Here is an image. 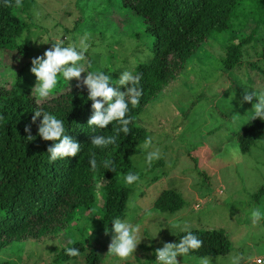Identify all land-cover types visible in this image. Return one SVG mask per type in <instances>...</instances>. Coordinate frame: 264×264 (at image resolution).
Listing matches in <instances>:
<instances>
[{"label":"rangeland","instance_id":"rangeland-1","mask_svg":"<svg viewBox=\"0 0 264 264\" xmlns=\"http://www.w3.org/2000/svg\"><path fill=\"white\" fill-rule=\"evenodd\" d=\"M25 3H29L21 13L25 27L15 41L29 39L34 57L43 55L57 39L68 46L78 44L88 34L89 48L81 62L87 71H103L115 81L123 71L132 72L137 62L149 58L152 38L145 32L141 16L120 0H25ZM252 19L258 26L243 46L242 63L229 70L222 69L219 55L223 44L238 33L236 30L241 35L248 33ZM230 26L235 30L210 34L186 60L177 78L148 101L134 119L136 125L145 129L147 137L153 138V148L149 150L159 148L162 157L148 167L140 147L144 141L130 156L140 180L129 185L133 191L126 199L121 220L139 223L142 236L132 256L121 260L107 254L113 224L105 227L98 218L102 199L97 195L91 214L82 211V216L73 220L58 238L12 242L0 249V263L84 264L85 251L94 248L101 264H142L151 250L172 242L181 232V228L172 227L174 224L187 225L189 229H222L229 240V249L223 254L178 256L180 264H200L205 256L211 259V264H231L235 255L243 257L242 264L264 259V218L256 225L251 220L254 208L264 212V139L259 136L246 152H241L231 137V132L252 114L256 102L254 98L241 103L243 90L251 92L264 87V58H257V52L264 46V0H239L231 14ZM14 54L0 51V85L5 88L13 76L11 70L7 74L3 68L10 65L17 70L24 64V59ZM252 61L256 63L248 64ZM31 66L26 71L29 75ZM86 75L87 72L81 74L82 78ZM63 82L66 81L61 77L58 86H63ZM74 82L78 81L73 78L66 83L69 86ZM164 188L176 191L183 201L173 213L158 211L151 205ZM149 211L151 216L146 215ZM75 225L81 226L79 234L73 230ZM70 237L82 240L85 249L74 258L52 261L53 254L68 244Z\"/></svg>","mask_w":264,"mask_h":264},{"label":"trees","instance_id":"trees-1","mask_svg":"<svg viewBox=\"0 0 264 264\" xmlns=\"http://www.w3.org/2000/svg\"><path fill=\"white\" fill-rule=\"evenodd\" d=\"M24 1L22 8L15 5V0H10L8 5L0 0V51H13L24 59V64L17 70L11 69L10 65L3 68L7 74L11 70L13 77L8 87L0 85V249L12 242L58 238L69 229L73 220L82 216V211L91 214L97 195L102 199L98 218L105 227L111 226L115 218L122 219L126 199L133 191L123 177L129 172L136 173L130 156L148 135L133 121L129 124L130 133L125 135L120 132L114 144L105 147L92 145V135H116L115 129L119 124L113 121L103 129L88 126L92 101L88 99L86 86L76 87L78 82L69 86L63 82L64 85L58 86L47 100L37 104L38 98L31 90V85L37 82L36 77L26 72L34 58L30 53L32 43L27 38L15 41L25 27L21 13L29 3L23 4ZM120 2L141 16L144 30L152 38L148 60L137 62L132 69L133 75L142 74L140 87L143 89L138 106L129 104L128 116L135 118L148 101L177 78L186 60L210 34L235 30L230 26V17L239 0ZM252 22L248 33L241 35L236 30L238 36L229 37L223 44L222 54L219 55L222 69L229 70L242 63L243 46L251 40L258 26L256 21ZM257 58H264V46L257 52ZM255 63L248 62L250 65ZM1 74L4 75L3 71ZM26 81L28 83L24 87ZM120 89L126 90L122 85ZM38 108L64 122L65 134L81 145L76 156L50 162L47 148L54 142L45 141L37 134L42 115L32 122ZM250 117L231 132L241 152H246L259 136L264 139V120H251ZM27 125L31 126L32 140L27 138ZM93 153L97 161L95 170L89 163ZM105 160L112 161L114 171L104 168ZM182 204L180 195L171 188L161 189L151 203L154 209L169 213L180 209ZM80 228L75 225L73 230L79 234ZM189 230L203 241V246L187 255H217L228 251L229 240L222 229ZM184 234L183 231L178 232L172 242L178 243ZM75 241V244L59 247L52 261L74 258L66 254V247H75L79 252L85 249L82 240ZM154 256L155 250H151L142 264H152ZM83 259L84 264H101L94 248L87 249ZM0 264L10 263L2 261Z\"/></svg>","mask_w":264,"mask_h":264},{"label":"clouds","instance_id":"clouds-1","mask_svg":"<svg viewBox=\"0 0 264 264\" xmlns=\"http://www.w3.org/2000/svg\"><path fill=\"white\" fill-rule=\"evenodd\" d=\"M10 0H4L5 5H8ZM17 7H22V0H15ZM88 34L80 38L79 43L69 44L65 46V42L57 39L52 43L51 48L47 49L43 55L34 57L31 60L30 71L36 77V84L33 87L37 99V104L40 101L47 100L57 88L60 78L68 82L75 78L78 83L77 88L87 87L88 99L92 101V115L87 121L89 127L96 126L98 128H106L113 121H117L119 127L115 129L116 135H92L91 144L96 147H105L116 142L120 132L125 135L130 133L129 124L134 121V117L128 116L129 104L132 107L138 106L140 97L143 94V89L140 87L142 74L133 75L130 71H123L119 79L113 80L112 76L105 74L103 71H87L84 64L85 54L88 51L89 44L86 42ZM90 66V65H89ZM87 72L86 77L81 76ZM116 85V86H112ZM124 86L125 91H120L118 86ZM256 102L252 105L250 119L260 118L264 120V87L253 89L249 92L245 90L243 101ZM42 115L38 127V135L45 141H53L54 143L47 148L50 162L56 161L58 158L74 157L80 151L81 145L76 142L71 136L65 134L64 122L58 119L55 115L48 112L38 110L32 116V122H36L37 117ZM139 126V125H137ZM25 132L29 133L27 138L32 140L31 126L25 127ZM145 152V163L151 167L154 161L161 159L162 153L159 148H153V138L146 137L143 144L140 145ZM91 167L95 170L97 161L95 154L89 161ZM103 166L106 169L114 171L112 161L105 160ZM127 185L137 183L140 180L138 173L129 172L123 177ZM131 207V205H129ZM146 215L151 216L149 211ZM264 218V212L259 208H254L251 211L252 224L256 225ZM113 222V232L111 242L108 245L107 254L110 256L119 257L121 260H127L135 252L137 245L141 242V225L133 224L120 218H115ZM172 227L181 228L185 234L180 237L178 243L165 242L163 247L155 250V257L158 264H180L177 260L178 256H185L190 251L198 250L203 246V241L189 230L187 225L181 226L174 224ZM107 231V230H106ZM91 235V233H90ZM54 243V242H50ZM68 244H75L73 238H69ZM66 254L69 256H79V250L75 247H66ZM243 257L235 255L231 257V264H242ZM200 264H211V259L207 256L201 257ZM255 264H264V259H256Z\"/></svg>","mask_w":264,"mask_h":264},{"label":"built area","instance_id":"built-area-1","mask_svg":"<svg viewBox=\"0 0 264 264\" xmlns=\"http://www.w3.org/2000/svg\"><path fill=\"white\" fill-rule=\"evenodd\" d=\"M258 259V258H257ZM153 263L152 264H158V262L156 261V257L154 256V259H153ZM256 260V259H255Z\"/></svg>","mask_w":264,"mask_h":264}]
</instances>
